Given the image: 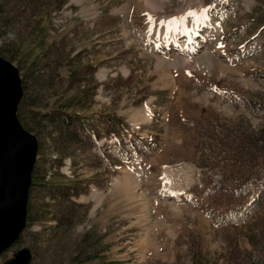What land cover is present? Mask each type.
I'll list each match as a JSON object with an SVG mask.
<instances>
[{
  "label": "rangeland",
  "instance_id": "374dc122",
  "mask_svg": "<svg viewBox=\"0 0 264 264\" xmlns=\"http://www.w3.org/2000/svg\"><path fill=\"white\" fill-rule=\"evenodd\" d=\"M3 1L17 26L0 56L31 77L23 97L90 128L37 132L38 107L20 110L48 185L0 264L22 247L30 264H264L262 191L242 184L264 157V0ZM205 8L193 35L149 33V16Z\"/></svg>",
  "mask_w": 264,
  "mask_h": 264
},
{
  "label": "water",
  "instance_id": "95a60500",
  "mask_svg": "<svg viewBox=\"0 0 264 264\" xmlns=\"http://www.w3.org/2000/svg\"><path fill=\"white\" fill-rule=\"evenodd\" d=\"M0 63L7 68L6 70L4 69V78L7 75L9 77L8 83L5 84L6 90L14 86V93H11L12 97L8 101L9 104H7L8 106L4 113L5 116L0 112V195L1 193H5V191H10L9 199L14 201L13 210H16L14 212H16L18 219V224L14 228L12 235L0 245L1 255L20 240L25 230L29 191L32 184V171L36 161L38 144L35 135H32L23 128L17 115L18 107L23 96L19 71L10 61L2 56H0ZM2 70L3 69H1V71ZM3 84L4 82L0 80V89L4 93ZM4 102L5 101H0V104H5ZM19 141L25 142L28 150L22 157L18 169H13V171L10 168L12 166L11 158H15L16 155H19ZM21 145L23 146V144ZM8 181H12V188L9 186ZM31 260L32 257L29 248L22 247L13 254L12 258L6 260L4 264H30Z\"/></svg>",
  "mask_w": 264,
  "mask_h": 264
},
{
  "label": "trees",
  "instance_id": "16d2710c",
  "mask_svg": "<svg viewBox=\"0 0 264 264\" xmlns=\"http://www.w3.org/2000/svg\"><path fill=\"white\" fill-rule=\"evenodd\" d=\"M3 10H4V5L2 4L0 6V40L2 38V35L5 36L6 33H9L11 31H15L13 29L16 28L15 26H17V25H15L16 24V22H15L16 18L13 15H12V17L8 16L7 18H5ZM8 50H10V48ZM2 52L4 53V47L0 46V55L2 54ZM31 82H32V79L27 74L22 80V84H24L23 87H25L26 89L30 88L32 86ZM31 99H32L31 97H23L21 99V102H20V105H19V108H18V117H19V119L21 117V111H20L21 109H23V111H25V112H27L28 110L30 112H32L29 109L30 107H32L31 104L32 105L34 104L33 101H31ZM34 105L36 107H38L37 108L38 111H36L35 113L33 112L31 114V116H32L31 122H33V125L31 127H32V129L37 130V132L43 130L44 129V125L47 122L51 123L53 125L54 129H56V131H59L60 133L65 132L66 128H68V125L69 124H73L74 122L76 123V121L78 122L79 126L87 125L88 129L90 128L88 126L89 124H86V122L84 121V119L82 118V116L80 114H75V113H72V112H68L66 110L68 106L55 107V109L52 108V110H50L49 112H45L44 113L43 111L46 108H43L41 106V100L40 99L37 100V102ZM108 120H109L108 124H110L111 127L114 126L113 128H115V130H114V132H112V134L115 135V136L122 134V132L125 130V127L123 125H121V126L117 125V119L114 118L113 116L108 117ZM24 128L26 129V127H24ZM27 130L29 132H33L30 129H27ZM63 157H65V156H63ZM256 159H257V161L254 162L255 169L253 171V175L247 177L246 181L243 182L242 184L246 185L248 183V184H251V185H256L258 187V189L262 191L261 199L263 200L264 199V157L262 158L261 156H257ZM36 164L34 165V169L32 171V184H31V187H30V191L32 190L33 186H36L39 183H42L43 186L48 185V184H46L44 182V178H43L42 175H40V172L38 171V168H37ZM226 179L229 180L228 177H226ZM232 180H235V179H232ZM259 180H262L263 183L258 184ZM224 181H225V179H224ZM238 185L240 186L241 183H238ZM28 205H29V201H28ZM29 219H31L30 216H29ZM20 240H21V238H20Z\"/></svg>",
  "mask_w": 264,
  "mask_h": 264
},
{
  "label": "bare ground",
  "instance_id": "6f19581e",
  "mask_svg": "<svg viewBox=\"0 0 264 264\" xmlns=\"http://www.w3.org/2000/svg\"><path fill=\"white\" fill-rule=\"evenodd\" d=\"M146 8H147V12L149 13H153V12H156L157 9L159 8V2L157 0H147L146 2ZM192 19L194 22H196L197 20L193 17H189L187 19V21L185 22V24L183 25H180L178 28H181L182 31H184V33L186 32V34L188 33L189 35H193V31H195L194 29H188L187 28V22ZM154 21L156 22L155 25L152 27V30L153 32L157 33V32H161L162 34H164V39L166 40V35L171 32V33H175L176 30L178 28H175L173 30H169V28L165 25H162L160 24V21H163V19H160V18H154ZM168 21V20H166ZM148 26L150 27L149 23H148ZM194 28L196 26H193ZM152 34V32H151ZM167 43V42H166ZM163 58H161L158 63L162 64L163 63ZM1 69H3L1 71ZM7 69L3 64L0 63V80L2 82H4L3 86H4V93L3 91L0 89V100L1 102L2 101H5L4 103L6 104H0V112L3 116H5V110H6V107L8 106L7 104L9 99H11L12 97V94L11 93H14L13 91V87H10L6 90V86L5 84L8 83V80H9V77L8 75L4 78L5 76V70ZM3 72V73H2ZM3 88V87H2ZM26 139V138H24ZM24 141V140H23ZM27 141V140H26ZM28 142V141H27ZM29 143V142H28ZM23 144V146L21 145ZM28 150V147L26 146L25 142H21L19 141L18 142V153L19 155H16L15 158H11V164L12 166L10 167L11 170H17L20 163H21V160H22V157L24 156L25 152ZM13 170V171H14ZM187 174V173H185ZM166 176V174H165ZM5 178V177H4ZM173 181H175L174 178H172ZM177 179V178H176ZM11 180V179H10ZM171 183V182H170ZM184 183V182H183ZM8 184L9 186H11L12 188V181H8ZM165 184V182H164ZM186 184V183H185ZM174 185V184H173ZM171 187V186H170ZM186 187V186H185ZM184 187V188H185ZM181 188V184L179 183L178 185V189ZM8 189V188H7ZM175 189V188H170V189H163L162 190V193L163 196L165 195H176L177 192L180 191V189ZM10 191H5V193H1L0 195V245L6 241L11 235H12V232L14 230V228L17 226L18 224V219H17V215H16V210H13V205H14V201H11L10 196ZM13 210V211H12ZM14 212V214H13Z\"/></svg>",
  "mask_w": 264,
  "mask_h": 264
},
{
  "label": "snow or ice",
  "instance_id": "6c2138e0",
  "mask_svg": "<svg viewBox=\"0 0 264 264\" xmlns=\"http://www.w3.org/2000/svg\"><path fill=\"white\" fill-rule=\"evenodd\" d=\"M210 10H211V8H205V9H202L199 13L190 11L184 16L173 17L172 19H170L168 21H160V24L167 26L169 28V30H173L175 28H178L180 25L185 24V22L187 21V19L189 17H193V18L197 19V21L199 23V22H202L204 20L209 19ZM148 23L150 25L149 33L151 34L152 27L155 25L156 22L154 21V19L151 16H149L148 17Z\"/></svg>",
  "mask_w": 264,
  "mask_h": 264
}]
</instances>
